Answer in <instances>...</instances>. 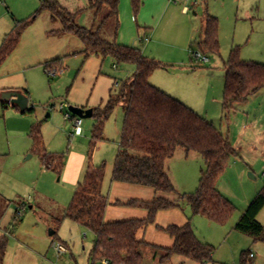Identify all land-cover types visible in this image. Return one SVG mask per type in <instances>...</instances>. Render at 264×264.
Masks as SVG:
<instances>
[{
	"label": "rangeland",
	"instance_id": "obj_1",
	"mask_svg": "<svg viewBox=\"0 0 264 264\" xmlns=\"http://www.w3.org/2000/svg\"><path fill=\"white\" fill-rule=\"evenodd\" d=\"M41 2L0 0V46L16 21L32 16ZM185 6L188 12H183ZM95 12L88 5L78 22L96 28L107 9L98 16ZM206 12L218 19L220 50L219 54H207L209 60L203 62L194 54L201 52L198 42ZM49 16L44 11L36 17L23 33L18 48L0 67V236L8 237L4 264L91 263L95 234L71 219H63L88 166L105 167L103 191L111 199L105 221L142 219L143 212L148 215L146 209L114 204L116 200L179 198L151 187L112 180L125 117L124 102L115 105L105 122L102 140L93 142V116L82 118L77 132L78 116L72 117V109L104 107L110 94L117 96L122 83L132 78L136 65L117 63L101 54L87 56L77 35L50 32L62 25L52 23ZM116 21L117 18L110 20L103 36L110 41L118 37L121 44L140 48L144 55L166 67L184 69L177 73L157 69L156 76L163 84L179 90L178 95L193 104L184 103L229 136L237 156L230 159L221 178L227 191L233 193L226 196L241 216L248 206L244 200L252 201L264 188V89L235 110L225 111L224 63L236 46L240 47L242 59L264 63V0H142L137 16L131 0H120L118 36ZM151 44L157 57L151 54V48L147 50ZM171 59L178 62L170 63ZM53 70L57 73L52 74ZM21 97L28 100L27 106L21 104ZM68 113L70 118L66 117ZM47 155L64 157L61 171L52 167L54 163L52 168L46 165ZM195 156L184 166L179 164L180 193H192L199 185L205 163ZM188 206L187 201H182L181 207L164 211L155 224L184 221L183 210H191ZM22 207L26 210L19 216L17 211ZM196 216V221L195 216L192 219L196 234L215 247L213 259L205 264H242L244 252L250 264H264V240L255 241L237 231L235 217L219 224ZM258 220L264 224V208ZM147 228L138 234L150 241L143 233L159 232L151 225ZM53 240L65 242L68 252L59 254ZM143 253L144 264H162L155 261L151 248H144ZM182 263L200 264L178 255L163 262Z\"/></svg>",
	"mask_w": 264,
	"mask_h": 264
},
{
	"label": "trees",
	"instance_id": "obj_2",
	"mask_svg": "<svg viewBox=\"0 0 264 264\" xmlns=\"http://www.w3.org/2000/svg\"><path fill=\"white\" fill-rule=\"evenodd\" d=\"M131 4L137 16L142 0H131ZM89 8L95 9L96 16L107 9L96 28H87L78 22L83 11L71 12L60 0H42L32 16L16 21L13 30L6 35L0 47V67L18 48L26 29L44 11L50 13L53 22L62 25L61 29L51 33L77 35L85 45L87 56L101 54L112 57L117 63L135 64L134 75L122 83L119 94H110L104 107L93 109L92 116L96 119L92 131L93 142L103 139L105 122L115 105L124 102L125 117L112 180L151 187L159 192L176 194L179 198L170 200L160 196L151 201L116 200L114 204L146 209L147 217L105 221V212L111 203L102 190L105 167L88 166L69 207L65 209L63 219H71L95 234L90 264H103L104 260L108 264H144V248H151L154 257H158L161 262L178 255L205 264L213 259L215 247L198 237L190 218L183 225H156L158 230L173 237L174 244L171 247L151 244L139 238L138 233L156 222L160 210L180 207L182 201H187L194 216L201 215L219 224L227 223L237 207L220 191L218 183L230 159L237 156V150L229 136L222 133L213 122L150 82L151 74L165 65L144 55L138 47L123 45L116 39L110 41L103 36L112 18H117L115 25L118 33L120 0H90ZM202 22V36L198 42L200 53L204 56L219 54L218 19L206 12ZM224 69L222 106L225 111L235 110L236 104L247 102L251 96L264 89V63L242 59L239 46L232 48ZM178 148L196 152L205 163L199 185L192 193H180L166 171V162L174 157ZM45 159L48 167L55 166L58 171L62 170L64 157L47 155ZM263 208L264 188L249 203L235 229L255 241L264 240V224L258 220ZM7 249L8 237L4 235L0 237V264L5 263ZM242 264H250L246 252L242 255Z\"/></svg>",
	"mask_w": 264,
	"mask_h": 264
},
{
	"label": "crops",
	"instance_id": "obj_3",
	"mask_svg": "<svg viewBox=\"0 0 264 264\" xmlns=\"http://www.w3.org/2000/svg\"><path fill=\"white\" fill-rule=\"evenodd\" d=\"M89 1L90 0H60V2H61V4L65 7V8H67L69 11H72V12H78V11H83V13H82V15H84L85 13H84V10H86L87 9V7H88V5H89ZM183 12H188V6H185L183 9ZM50 17V20H51V15L49 16ZM51 22L53 23V21L51 20ZM56 23H58V22H56ZM61 29V28H60ZM59 30V29H58ZM119 30H120V27H119ZM119 30H118V33H119ZM51 32V31H50ZM118 33H117V36H118ZM9 33H7L6 35H8ZM116 41L118 42L119 40H118V37L116 38ZM120 43V42H119ZM122 43V42H121ZM156 43V42H155ZM2 45V44H1ZM1 47V46H0ZM176 47V46H175ZM149 48H151V50H150V52H151V54L153 55V56H155V57H157V55H155V53H154V50H155V46H153L152 44H151V46H149L148 48H147V50L149 49ZM10 58V57H9ZM209 59V58H208ZM8 60V59H7ZM6 60V61H7ZM170 63H172V62H174V63H176V62H178L176 59L175 60H170L169 61ZM160 69H163V70H172V71H174L175 73H177V72H183V71H185L184 69L181 71V70H179L178 68H175V67H164V68H160ZM149 80H150V82L153 84V85H155V86H157L158 88H160V89H162V90H164L165 92H167V93H169L170 95H172L173 97H175V98H177V99H179V100H181L182 102H184V100H185V102H188L189 104H193V103H191L190 101H188V100H186V99H183L182 98V96L181 95H178V94H180V93H177V91H179V90H177V89H175L174 87H172L170 84L169 85H165V84H163L162 82H160L158 79H157V76H156V70L151 74V76H150V78H149ZM153 82H155V83H157V84H154ZM174 91V92H173ZM257 94V93H256ZM255 95V94H254ZM253 95V96H254ZM252 97V96H251ZM191 98V97H190ZM246 103V102H245ZM186 104V103H185ZM241 104H244V103H240V104H236V107H238V105H241ZM246 128H245V130L246 131H248V129H249V125L248 126H245ZM195 155H198L196 152H193V151H190V152H187V151H185L184 149H182V148H178L177 149V151H176V153H175V155H174V157L173 158H171V159H169L167 162H166V171H167V173L169 174V176H170V178H171V180L173 181V183H174V185H175V187L177 188V190L179 191V188H178V182H179V178H180V175H179V169H178V167L180 166L179 164H182L183 166H184V162H187L189 159H191V158H196V156ZM199 157H200V155H198ZM177 166V167H176ZM181 179V178H180ZM218 187H219V189H220V191L226 196V194H228L229 196H231L233 193H229V192H231V191H227V190H229V189H227L228 187L225 185V182H224V180H222V178L219 180V183H218ZM102 190H103V188H102ZM180 192V191H179ZM103 193L104 194H106L104 191H103ZM107 196H109V195H107ZM229 196H227L228 198H229ZM109 198V197H108ZM109 201L111 202V199L109 198ZM244 202L246 203V206L247 205H249V203L251 202L250 201V199H245L244 200ZM181 204H182V202H181ZM109 206L110 205H108V207H107V209H106V212H105V216L106 215H108L109 214V212H108V210H109ZM181 207V206H180ZM189 207V206H188ZM177 208V207H176ZM175 208H172V209H168V210H160L158 213H157V216H156V221L158 220V219H161V215H163V213H164V211H173ZM189 209H191V207L189 208ZM184 211V213H185V215L181 218L182 220H184V221H180L179 220V223H167V222H172V221H166L165 223H157V224H151V226H153L154 227V229H156V231H158L159 233H157V234H151V235H147V232H148V230H146V232H144L143 233V235L145 236V238L146 237H148V238H150V241H147V242H149V243H151V244H155V245H158V246H162V247H171V246H173V244H174V239H173V237H171L169 234V236H165V235H167V234H163V233H166V232H164V231H162V230H158L157 228H156V225H160V226H168V225H170V224H176V225H183V224H185L187 221H188V219L190 218L191 219V222H192V219H193V217H194V215H192V210H189L190 212H188V209H184L183 210ZM244 212V211H243ZM236 213V212H235ZM147 212L145 213V212H143V215H144V217L143 218H145V217H147ZM173 214V213H172ZM191 214V215H190ZM243 213H241V215H242ZM233 217H235V218H233V219H235V220H237L236 221V223L238 222V220H239V218L241 217L239 214H238V212L236 213V214H234L233 215ZM171 220H172V218H171ZM177 220V219H176ZM197 220V216L195 215V220L194 221H196ZM150 226V225H149ZM147 229H149V228H147ZM141 231V230H140ZM147 235V236H146ZM4 236V235H3ZM0 237H2V236H0ZM138 237H139V234H138ZM140 238V237H139ZM61 241V240H60ZM146 241V240H145ZM63 244H65L66 245V243L65 242H63V241H61ZM205 242V241H204ZM67 246V245H66ZM68 247V246H67ZM7 254V253H6ZM6 258V257H5ZM154 259H155V261L157 262V263H162L163 264V262H161L160 261V259L157 257V258H155L154 257ZM165 262V261H164ZM183 262H185V261H183ZM182 264H184V263H182Z\"/></svg>",
	"mask_w": 264,
	"mask_h": 264
},
{
	"label": "built area",
	"instance_id": "obj_4",
	"mask_svg": "<svg viewBox=\"0 0 264 264\" xmlns=\"http://www.w3.org/2000/svg\"><path fill=\"white\" fill-rule=\"evenodd\" d=\"M194 55H195L196 57H198V58H201L203 62H207V61L209 60L207 56H204V55H202L201 53H195ZM51 73H52V74H56V73H57V70H53ZM66 117H67V118H70L71 115L68 113V114L66 115ZM82 122H83V121H82V118L78 117V118H77V121H76V123H75V128H76L77 132H80ZM25 210H26V208H25V207H22L21 209H19V210L17 211V214L20 216V215L23 214V212H24ZM53 245L55 246L56 251H57L59 254H62V253L68 252V247H67L65 244H63L61 241H55V240H53ZM250 256L253 257V253H251ZM103 264H108V261H107V260H104V261H103Z\"/></svg>",
	"mask_w": 264,
	"mask_h": 264
},
{
	"label": "water",
	"instance_id": "obj_5",
	"mask_svg": "<svg viewBox=\"0 0 264 264\" xmlns=\"http://www.w3.org/2000/svg\"><path fill=\"white\" fill-rule=\"evenodd\" d=\"M19 101L21 102V104H22L23 106H27V105H28V100H27L25 97H21V98L19 99ZM72 111H73V115H76V116H78V117H80V118L91 117V116L93 115V109L85 110L84 108L74 107V108L72 109ZM250 176H251L252 178H254V175H253V174H250ZM50 234L53 235V234H54V231L51 230V231H50Z\"/></svg>",
	"mask_w": 264,
	"mask_h": 264
}]
</instances>
